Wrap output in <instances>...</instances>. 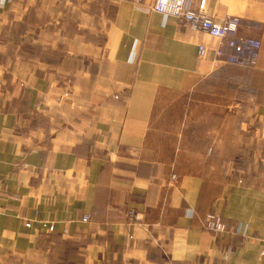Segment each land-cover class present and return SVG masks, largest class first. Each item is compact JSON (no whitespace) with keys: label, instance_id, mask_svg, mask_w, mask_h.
I'll return each mask as SVG.
<instances>
[{"label":"crops","instance_id":"1","mask_svg":"<svg viewBox=\"0 0 264 264\" xmlns=\"http://www.w3.org/2000/svg\"><path fill=\"white\" fill-rule=\"evenodd\" d=\"M202 1L255 66L155 0H0V264H264V0Z\"/></svg>","mask_w":264,"mask_h":264},{"label":"built area","instance_id":"2","mask_svg":"<svg viewBox=\"0 0 264 264\" xmlns=\"http://www.w3.org/2000/svg\"><path fill=\"white\" fill-rule=\"evenodd\" d=\"M153 9L164 16H174L181 19L193 29H202L220 38L230 48V52L226 54L223 48L219 47L215 50V54L217 57L225 58V62L245 68L257 64L262 41L257 37L238 34L239 17H230L225 22H218L210 15L205 1H202L198 7L193 8L189 6L188 0H156ZM199 55L203 58L206 57L207 48L204 45L199 46ZM129 213L130 217L135 218L137 216L134 209L129 210ZM89 218V215H86L83 220L86 221ZM26 224L31 226L32 222L28 221ZM43 225L46 226L47 224L44 222ZM203 225L206 229L215 232H223L226 228V224L221 217L212 213L203 218ZM48 229L52 231L54 225H49Z\"/></svg>","mask_w":264,"mask_h":264},{"label":"rangeland","instance_id":"3","mask_svg":"<svg viewBox=\"0 0 264 264\" xmlns=\"http://www.w3.org/2000/svg\"><path fill=\"white\" fill-rule=\"evenodd\" d=\"M214 87H216V86H214ZM208 88H212V86H209ZM199 94L200 93H198V92L195 93V95L193 96L192 100L191 99H187L185 97H181L176 102H171V103H169V102H167V103L161 102V103H159L158 109L166 110V111H164L166 113H168L169 110H171L172 112L176 111L175 114H176V116L178 118L179 123L180 122L184 123L186 121V116L188 115V117H189L190 116V112H192V110L194 111V114L192 116L194 119L190 117L191 121L195 120V119L200 120L201 116H202V114L200 112L201 111H205L206 113L204 115H205L207 121L210 122L211 119L209 120V118H210L209 111L212 110V108H213L212 103H209V102L208 103H204V101H202V99L199 97ZM213 104H216V103H213ZM230 114H232V110H231ZM209 122H206V124H208ZM212 123H214L213 120H212ZM196 126L199 127V129H198V132H199L200 131V126L198 124H196ZM206 138H207V141L211 140V138H209V137H206ZM176 179H177V174L173 173L172 174V180L174 181ZM130 210H133V209H130ZM209 213L216 214V215L220 216L222 221L225 223V221H224V219H223V217L221 215L217 214L216 212H208L207 214H209ZM206 215H204L203 218ZM83 219H84V217H83ZM88 220H86V221H88ZM226 227H227V225H226ZM209 230H211V229H209ZM225 230H226V228H225Z\"/></svg>","mask_w":264,"mask_h":264}]
</instances>
